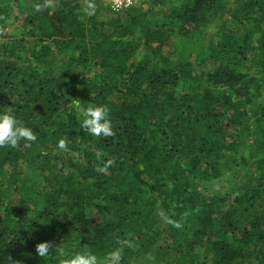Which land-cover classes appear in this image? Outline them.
<instances>
[{
	"label": "trees",
	"instance_id": "1",
	"mask_svg": "<svg viewBox=\"0 0 264 264\" xmlns=\"http://www.w3.org/2000/svg\"><path fill=\"white\" fill-rule=\"evenodd\" d=\"M29 1L27 36L0 59V112L36 136L0 146V264H62L83 252L132 264L160 244L164 264H264V0H235L244 21L218 0H186L164 21L138 6L98 21L101 0L91 16L83 0H53L54 12ZM213 19L222 28L204 34ZM230 22L242 32L226 31ZM172 29L185 40L180 54ZM142 50L161 66L135 64ZM99 105L112 136L81 128L82 110ZM19 160L45 185L38 199L6 203L19 176L4 169ZM229 171L243 179L233 199L215 188Z\"/></svg>",
	"mask_w": 264,
	"mask_h": 264
},
{
	"label": "rangeland",
	"instance_id": "2",
	"mask_svg": "<svg viewBox=\"0 0 264 264\" xmlns=\"http://www.w3.org/2000/svg\"><path fill=\"white\" fill-rule=\"evenodd\" d=\"M186 0H137L136 5L142 9L143 12L148 13L150 18L156 21H164L166 17L170 14L171 10L182 5ZM48 3V7L51 12L56 11L60 3L53 0H44V3ZM219 6L224 5L228 11V17L230 12L233 11L235 15L240 17L244 21V12H242L241 8H239L238 4L235 0H218ZM86 0H83L81 4L85 6ZM241 3V2H240ZM36 5H38L36 3ZM1 6L4 7L8 11L7 20L5 30L0 34V59L6 56V51L9 49L7 44L11 45L15 43V41H20L24 39L27 35V30L23 27V19L28 15L30 10V1L29 0H2ZM98 8L97 20L98 21H108L117 17L119 12H115L113 10H108L105 7V4L100 1L96 5ZM105 6V7H104ZM230 9V10H229ZM223 19L222 20H214L211 25L204 30V34H213V32L220 30L222 28ZM226 31L230 32H242V26L236 22H230L225 27ZM173 31V29H172ZM173 31L172 34V49L174 53L180 54L183 50V43L185 40L181 39L179 34ZM129 43L137 44L140 41V34L138 31L134 33L133 36L126 39ZM135 64L139 63H147L152 67H160L161 60L160 56H154L150 52L139 51L137 56L134 59ZM256 64V61H254ZM255 67H253L254 69ZM258 68V67H257ZM256 68V69H257ZM253 71V70H252ZM254 72H256L254 70ZM243 153V148L241 149V154ZM9 165L5 166L4 173L7 177L12 176V173L17 172L19 176V182L15 183L13 179L10 180V185L7 186L6 193V203L16 204L19 202L21 197H27V199H38L40 197V193L44 188L45 179L41 175V173L33 168L29 167L23 160H19L15 163H8ZM232 175L231 171H229L225 179L223 181H216L215 188L220 193L231 194L230 197L233 199L235 196L240 194L242 191L237 186L238 180L233 179L229 181L228 179ZM243 180V179H242ZM246 182V181H245ZM16 189L18 191H16ZM231 203L228 202L227 205ZM158 215L167 219V215L163 213V211H159ZM166 225V224H164ZM165 244H160L157 247L151 248L148 252L144 251L141 254V259L139 263L132 264H164L159 259V254L161 255V251L158 250V247H162ZM136 248V246H135ZM197 251V250H196ZM198 252V251H197ZM205 252L203 250L200 251L198 257L200 262L203 261V255ZM197 257V258H198ZM206 264H212L211 258L207 260Z\"/></svg>",
	"mask_w": 264,
	"mask_h": 264
},
{
	"label": "clouds",
	"instance_id": "3",
	"mask_svg": "<svg viewBox=\"0 0 264 264\" xmlns=\"http://www.w3.org/2000/svg\"><path fill=\"white\" fill-rule=\"evenodd\" d=\"M48 3L44 5H36V9L39 11L43 7H47ZM86 15L91 16L95 13V4L92 0H87L84 8ZM109 109L106 106L99 105L95 107H88L82 110L81 128L86 130L87 133L92 136L109 137L113 135L111 127V121L108 118ZM36 136L33 130L29 127L23 126L20 121L11 112H0V146H16L21 140L33 141ZM60 149H66L65 140L61 139L58 142ZM101 158V154L97 152V159ZM111 164L108 161L103 167L98 168L99 172H104L107 165ZM50 243L45 241L36 245V253L40 257H44L49 254ZM110 256L114 260H119L120 250H114L110 253ZM11 258H9L10 260ZM62 264H97V257L90 252L76 253L70 258L65 259Z\"/></svg>",
	"mask_w": 264,
	"mask_h": 264
},
{
	"label": "built area",
	"instance_id": "4",
	"mask_svg": "<svg viewBox=\"0 0 264 264\" xmlns=\"http://www.w3.org/2000/svg\"><path fill=\"white\" fill-rule=\"evenodd\" d=\"M106 7L115 12L125 11L136 5L137 0H101Z\"/></svg>",
	"mask_w": 264,
	"mask_h": 264
}]
</instances>
